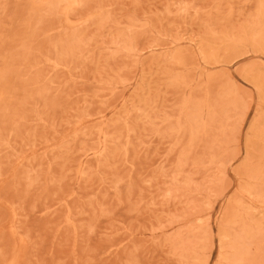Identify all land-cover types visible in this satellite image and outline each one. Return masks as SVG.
<instances>
[{"label":"rangeland","instance_id":"obj_1","mask_svg":"<svg viewBox=\"0 0 264 264\" xmlns=\"http://www.w3.org/2000/svg\"><path fill=\"white\" fill-rule=\"evenodd\" d=\"M0 264H264V0H0Z\"/></svg>","mask_w":264,"mask_h":264},{"label":"bare ground","instance_id":"obj_2","mask_svg":"<svg viewBox=\"0 0 264 264\" xmlns=\"http://www.w3.org/2000/svg\"><path fill=\"white\" fill-rule=\"evenodd\" d=\"M230 224V223H229ZM228 236V235H227Z\"/></svg>","mask_w":264,"mask_h":264}]
</instances>
